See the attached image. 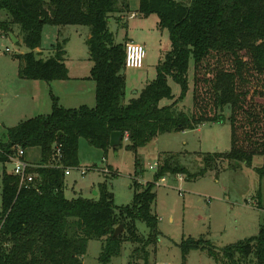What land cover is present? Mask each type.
Listing matches in <instances>:
<instances>
[{"label": "trees", "instance_id": "obj_1", "mask_svg": "<svg viewBox=\"0 0 264 264\" xmlns=\"http://www.w3.org/2000/svg\"><path fill=\"white\" fill-rule=\"evenodd\" d=\"M0 8L9 13L0 21V30L9 34L18 28V44L28 48L14 55L20 61L21 79H69L67 39L59 40L46 58L37 49L46 24L83 25L90 28V77L96 82L95 106L65 107L53 95L50 113L20 122L8 129L6 141L0 140L3 162L9 161L16 144L41 151L38 165L30 168L37 174L31 187L20 188L13 173L2 175L0 264H83L91 239L102 242L101 264L120 256L125 241L142 242L140 259L148 264L147 248L160 234L153 205L161 178L182 175L191 180L220 161L228 160L236 168L252 165L256 155L264 157V0H139L138 14H157L159 27L169 31L171 48L158 63L156 77L129 101L123 73L127 41H117L109 25L112 14L137 11L130 0H0ZM191 62L193 108L187 111L180 103L190 89ZM171 79L181 85L182 93L172 104L161 106L162 99L174 97ZM226 119L232 127L230 151L201 154L203 166L196 171L178 161L180 152L165 154L153 180L134 181L129 204L117 206L107 183L100 184L98 197L66 196V169L79 165L81 138L108 153L111 133L122 131L128 136L127 149L137 155L159 135ZM59 146L62 166L54 161ZM256 170L264 176V165ZM144 171L136 156L134 177ZM138 221L149 227L148 235L139 232ZM121 224L124 233L114 236ZM179 246L184 263L192 250H205L222 264H264V225L258 235L222 248L194 237L184 238Z\"/></svg>", "mask_w": 264, "mask_h": 264}, {"label": "rangeland", "instance_id": "obj_2", "mask_svg": "<svg viewBox=\"0 0 264 264\" xmlns=\"http://www.w3.org/2000/svg\"><path fill=\"white\" fill-rule=\"evenodd\" d=\"M130 2L132 9L138 12L139 0ZM130 15L132 14H112L109 25L117 41L122 42L128 36L145 45L143 68H125L123 71L127 84L126 101L139 95L146 83L156 77L158 63L171 48L169 31L159 27L157 14H139L137 17L128 18ZM8 17V11L0 8V21ZM61 28L46 24L42 37L44 54H53L57 42L67 39L64 60L71 75L81 76L89 72L93 63L86 42L90 28L83 25H66ZM16 32L22 38L18 28ZM27 51L28 48L23 43L14 42L10 34L0 30L2 141L7 140L9 128L38 114L50 113L53 95L57 96L60 104L65 107H78L82 104L93 106L96 103L95 88L89 89V83L86 84V81L81 83L75 81L76 79H63L47 87V82L43 80H21L20 61L14 55ZM192 77L193 62L190 89L180 103V107L187 111L193 108ZM170 84L174 97L162 99L161 106L172 104L182 93L179 83L171 79ZM30 87L34 88L32 95L28 93ZM77 92L81 96L76 95L79 94ZM230 112L227 107L225 115L228 117ZM128 143L129 140L124 139L118 150L110 148L108 153H105L104 149L81 138L79 165L68 168L66 172V196L98 197L100 184L107 183L117 206L129 204L134 198V181L146 184L147 181L153 180L156 170L151 169V165L165 154L180 152L178 161L196 171L203 166L201 154L231 150L232 127L229 119H226L222 122L206 123L193 130L165 133L140 148L137 155L127 149ZM27 151L26 159L29 162L40 161V148H29ZM136 156L141 159L142 169L145 170L137 178L134 177ZM230 165L232 164L228 160L220 161V165L209 169L204 176L191 180H186L182 175H167L165 182L158 181L153 212L159 216L160 234L157 241L147 248L150 251L148 264H219L205 250H192L184 263L180 242L189 237L204 238L215 247L222 248L259 234L260 227L264 225V176H261L256 168L264 165V157L256 155L252 165L241 163L236 168ZM13 167L11 161H0V211L2 175L4 171L12 173ZM138 229L144 235L150 232L143 221H138ZM143 246L142 242L125 241L121 255L113 257L110 264H146L140 259L143 256ZM101 251L102 242L91 239L83 264H101Z\"/></svg>", "mask_w": 264, "mask_h": 264}, {"label": "built area", "instance_id": "obj_3", "mask_svg": "<svg viewBox=\"0 0 264 264\" xmlns=\"http://www.w3.org/2000/svg\"><path fill=\"white\" fill-rule=\"evenodd\" d=\"M126 56H125V67L126 68H143L144 59H145V45L142 43L129 41L126 43L125 47ZM27 149L19 144L13 145L9 154V161L14 165L13 174L19 177L20 188H29L36 181L37 174L30 171L31 167H36L37 165L32 164L26 160ZM62 153L61 147L57 149L56 156L54 158L56 166H62ZM158 162H155L151 165V169H157ZM68 168L66 169L67 172ZM85 172V171H83ZM166 176L161 178V182H165ZM158 184V182H157Z\"/></svg>", "mask_w": 264, "mask_h": 264}, {"label": "crops", "instance_id": "obj_4", "mask_svg": "<svg viewBox=\"0 0 264 264\" xmlns=\"http://www.w3.org/2000/svg\"><path fill=\"white\" fill-rule=\"evenodd\" d=\"M132 15H130V16H128V18H131V17H137L139 14H138V12L137 11H134L133 13H131ZM77 26H79V25H77ZM45 27H46V25L44 26V28H43V33H44V30H45ZM61 28V27H60ZM64 28V27H63ZM62 29V28H61ZM11 35V34H10ZM14 35L18 38V41H17V43L19 42V41H22V38L18 35V33L15 31V33H14ZM90 33H89V35L87 36V39H86V42H87V40H88V38H90ZM42 37H43V35H42ZM68 38V37H67ZM12 39H13V37H12ZM13 41L15 42V40L13 39ZM126 41L127 42H129V41H134V42H138V43H142L141 41H136V40H134L133 38H131V37H128V36H126ZM39 52H41V57H44V58H46V57H48V56H50L51 54H49L48 56H46L45 54H44V51L42 50V45H41V47H39L38 49H37ZM53 53H54V49H53ZM67 53V48H66V46H65V54ZM92 60V59H91ZM93 62V61H92ZM67 64V63H66ZM92 66H93V63H92ZM92 66H91V68H92ZM91 68H90V71L89 72H87V73H85V74H82L81 76L79 75V76H74V75H71V73H70V68H69V75H70V77H69V79H76L75 81H78V82H81V81H86V84L87 83H89V85H88V87H89V89H93V88H95V90H96V82H95V80L93 79V78H91L90 76H91ZM21 79V78H20ZM21 80H23V79H21ZM56 81H58V80H54V81H51V82H49V83H47L46 85H47V87H49V85H51L52 83H54V82H56ZM149 82V81H148ZM147 82V83H148ZM81 83H85V82H81ZM146 83V84H147ZM146 86V85H145ZM84 87H85V85H84ZM84 91V90H83ZM28 93L30 94V95H32V94H34V88L33 87H30V90L28 91ZM77 93H79V92H77ZM76 95H80L81 96V94L79 93V94H76ZM138 96V95H137ZM136 97V96H135ZM78 99V98H77ZM60 100V99H59ZM96 104V103H95ZM83 105V104H82ZM86 105H88V104H86ZM93 106H95V105H93ZM79 107V106H78ZM125 139H128V136L127 135H125ZM28 152V151H27ZM26 158H27V154H26ZM27 160V159H26ZM28 161V160H27ZM32 164H35V165H37L38 163L37 162H31ZM191 254V252L189 253V255ZM188 255V256H189ZM187 260H188V257H187ZM219 263V262H218ZM219 264H222V263H219Z\"/></svg>", "mask_w": 264, "mask_h": 264}, {"label": "water", "instance_id": "obj_5", "mask_svg": "<svg viewBox=\"0 0 264 264\" xmlns=\"http://www.w3.org/2000/svg\"><path fill=\"white\" fill-rule=\"evenodd\" d=\"M9 34H11L15 42L18 41V38L14 35L13 32H10ZM125 138H126L125 134L122 131H113L110 137V146L112 148L119 147L123 143ZM123 231H124V226L122 224L117 226L115 228L114 236L120 235Z\"/></svg>", "mask_w": 264, "mask_h": 264}]
</instances>
